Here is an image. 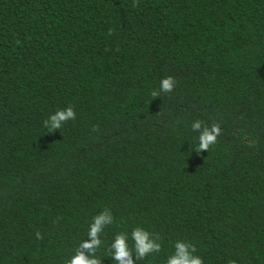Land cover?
<instances>
[{
	"label": "trees",
	"instance_id": "obj_1",
	"mask_svg": "<svg viewBox=\"0 0 264 264\" xmlns=\"http://www.w3.org/2000/svg\"><path fill=\"white\" fill-rule=\"evenodd\" d=\"M132 4L0 0V264H65L105 208L98 255L139 226L162 250L137 264L177 240L264 264V0ZM197 119L221 127L208 152Z\"/></svg>",
	"mask_w": 264,
	"mask_h": 264
},
{
	"label": "clouds",
	"instance_id": "obj_2",
	"mask_svg": "<svg viewBox=\"0 0 264 264\" xmlns=\"http://www.w3.org/2000/svg\"><path fill=\"white\" fill-rule=\"evenodd\" d=\"M138 0H133V7H136ZM111 34V30H109ZM176 80L171 77H165L160 81L159 89L151 92L153 98L160 97L161 94L171 93ZM76 119V112L72 106L57 110L43 121V126L48 133H54L60 130L68 121ZM191 129L198 132V147L195 149L198 153L208 152L212 146L218 142V137L222 134L218 123L210 126L197 119L191 124ZM114 224V217L110 209L105 208L99 214L92 218L88 226L87 239L82 240L65 262V264H102V258L111 257L115 264H137L145 260L150 255L161 252L162 246L159 242L158 234L150 233L142 227H135L128 232H117L112 241L107 245L104 256L98 255L103 244L102 235L105 228ZM37 239H43L40 232H36ZM131 239L132 244L129 245ZM196 247L190 242L177 240L174 243V252L167 257L166 264H203V260L195 255ZM234 264V262H230Z\"/></svg>",
	"mask_w": 264,
	"mask_h": 264
}]
</instances>
